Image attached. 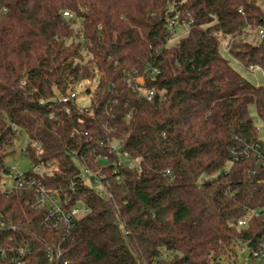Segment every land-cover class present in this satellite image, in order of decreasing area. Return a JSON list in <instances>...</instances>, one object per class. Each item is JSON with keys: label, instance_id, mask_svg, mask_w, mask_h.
<instances>
[{"label": "trees", "instance_id": "obj_1", "mask_svg": "<svg viewBox=\"0 0 264 264\" xmlns=\"http://www.w3.org/2000/svg\"><path fill=\"white\" fill-rule=\"evenodd\" d=\"M263 22L264 0H0V264H246L238 247L264 243V167L231 149L264 143L250 111L264 122V84L234 62L264 71L245 30ZM94 79L89 107L59 100ZM23 135L33 166L58 168L46 191L90 209L69 230L36 188L4 191Z\"/></svg>", "mask_w": 264, "mask_h": 264}, {"label": "built area", "instance_id": "obj_2", "mask_svg": "<svg viewBox=\"0 0 264 264\" xmlns=\"http://www.w3.org/2000/svg\"><path fill=\"white\" fill-rule=\"evenodd\" d=\"M64 15L71 16L68 12H64ZM245 30L253 33L259 39H264V22L255 27L248 26ZM223 51L226 54H229L227 48H224ZM248 71H250L251 73L259 72L262 78L261 84H264V71L262 69L258 67H251ZM140 80L143 82L142 79H138V81ZM152 97L153 94L151 93L149 99H151ZM76 98L77 94L75 92H71L67 95L60 96L59 100L62 103H68L70 100ZM32 146L38 153L41 152L40 144L34 143ZM26 147L27 146H25L22 150L24 154L26 153ZM112 149L117 153L120 163L127 161V159L129 158L127 153H121L119 146L115 147L113 145ZM231 153L234 156L235 160L249 158L251 155H254L260 162V164L264 167V143L255 142L247 144L243 149L232 148ZM9 168L10 173L3 181L4 191L6 193H10L16 188H36L38 191L37 205L47 206L48 214L54 227L59 228L64 226L69 230L73 227L72 225L76 220L83 218L90 212L89 207L86 206L82 201H78L75 205H69L68 202L61 200L59 193H50L49 191H46V189L41 185V182L38 178L44 176L45 174L57 171L58 168L55 164H52L50 162L34 165L32 168V172L34 173V175L31 177H26L24 172H17L14 167ZM79 177L85 183L88 180L92 185H95L97 188H94V190L96 194L99 195V197H111V194L102 184V175H99L89 168L83 167L79 173ZM245 223L246 220H239L238 222L239 226H243L245 225ZM244 262L246 264H264V243L261 244V248L258 251H255L253 253L252 258L247 254V258Z\"/></svg>", "mask_w": 264, "mask_h": 264}, {"label": "rangeland", "instance_id": "obj_3", "mask_svg": "<svg viewBox=\"0 0 264 264\" xmlns=\"http://www.w3.org/2000/svg\"><path fill=\"white\" fill-rule=\"evenodd\" d=\"M253 39H258L256 35L252 36ZM228 39H223V49L227 48ZM234 64L237 66V68L240 70V72L250 81H252L255 84H261L262 78L259 72L251 73L250 71L240 67L237 63L234 62ZM140 79V78H139ZM97 79H94L92 81H87L81 84L79 88H77L76 94V102L81 107H89L90 106V98L89 96L84 92L86 88H93L96 85ZM139 82H142L141 80ZM251 115L254 120V124L259 130V139L264 142V122H262L259 117L257 116L256 110L254 106L250 107ZM29 144V140L27 136L23 135L19 140L15 142L14 149L11 151V153L8 154L6 157V164L9 167H14L17 172H28L33 168V163L31 160L23 153V148ZM115 147H118V145L115 143ZM88 185H90L93 188H97L95 185H92L88 180L86 181ZM238 258L241 261H245L247 258L248 251L247 249L242 245L238 247Z\"/></svg>", "mask_w": 264, "mask_h": 264}]
</instances>
